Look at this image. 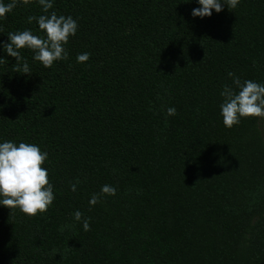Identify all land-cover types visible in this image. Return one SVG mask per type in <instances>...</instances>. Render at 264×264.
Listing matches in <instances>:
<instances>
[{
	"label": "trees",
	"instance_id": "1",
	"mask_svg": "<svg viewBox=\"0 0 264 264\" xmlns=\"http://www.w3.org/2000/svg\"><path fill=\"white\" fill-rule=\"evenodd\" d=\"M197 7L54 0L78 24L67 60L44 68L24 49L23 74L0 50V138L47 151L55 196L30 218L0 207V264H264V124L225 128L218 107L227 72L264 83V0L203 19ZM40 14L18 5L0 41L39 34L27 17ZM104 184L116 194L89 207Z\"/></svg>",
	"mask_w": 264,
	"mask_h": 264
},
{
	"label": "clouds",
	"instance_id": "2",
	"mask_svg": "<svg viewBox=\"0 0 264 264\" xmlns=\"http://www.w3.org/2000/svg\"><path fill=\"white\" fill-rule=\"evenodd\" d=\"M41 13L28 16L27 22L35 21L37 32L30 28L7 33V42L0 41V50L8 57L15 58L16 68L23 74H29L30 68L22 58L21 50L32 52V59L42 67L50 68L54 62L67 60L68 52L65 45L70 37L75 36L78 28L77 20L72 16L58 15L53 9L54 0H35ZM198 5L193 8V18L210 17L213 12L219 13L223 8L235 9L240 0H195ZM30 0H0V19L18 5L26 6ZM51 10V11H50ZM0 25V32H3ZM90 53L77 54V63H85ZM7 62L0 57V64ZM230 84H223L219 92V115L225 128L238 125L244 118H264V83L251 79L241 80L233 72H227ZM166 116L176 115L175 107H168ZM48 159L47 151L34 144L24 141L15 142L0 138V207L18 210L26 217L43 215L55 199L53 185L48 179V169L42 165ZM76 183L70 184V190L76 191ZM116 189L104 184L99 193L91 194L89 207L96 205L100 199L114 196ZM75 222H79L84 231L89 230V220L79 210L72 213Z\"/></svg>",
	"mask_w": 264,
	"mask_h": 264
},
{
	"label": "rangeland",
	"instance_id": "3",
	"mask_svg": "<svg viewBox=\"0 0 264 264\" xmlns=\"http://www.w3.org/2000/svg\"><path fill=\"white\" fill-rule=\"evenodd\" d=\"M262 124H264V118H262Z\"/></svg>",
	"mask_w": 264,
	"mask_h": 264
}]
</instances>
